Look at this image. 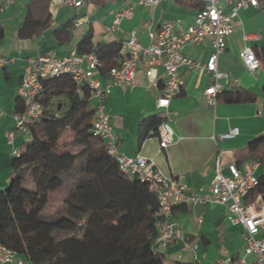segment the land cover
<instances>
[{
    "label": "crops",
    "instance_id": "crops-1",
    "mask_svg": "<svg viewBox=\"0 0 264 264\" xmlns=\"http://www.w3.org/2000/svg\"><path fill=\"white\" fill-rule=\"evenodd\" d=\"M11 1L0 11V25L4 29L0 56L8 60L0 70V188L9 186L14 176V157L10 154L12 144L7 142L4 132L13 128L16 89L26 58L47 53L57 56L77 53V43L89 28L92 29L94 45L122 43L128 39L131 31L136 32L140 42L146 43L148 28L174 19H181L187 24L200 9L188 0H159L152 5L140 4L139 0H86L79 7L51 0L50 25L38 35L20 38L18 29L30 0ZM228 1L231 0H223L226 9L229 7ZM130 5L134 7L132 13L113 26L115 12ZM55 31H58V36ZM244 33L256 35V39L249 42L253 50L264 47L263 9L248 6L239 10L234 31L227 38L226 47L218 58V68L229 74V77L219 80L220 90L248 93L254 95L255 99L238 102L217 99L215 104H208L204 91L213 82L211 76L203 69L180 65L177 71L184 80V86L171 98L169 105L175 142L161 151H158L157 135L152 129H148V134L139 140L143 132L140 126L142 121L159 115L156 98L161 90V70L158 71L157 85H152L141 67L136 86L123 90L115 85L106 100L119 148L127 155L140 153L148 157L165 174L184 184L186 194L209 187L218 156L224 163L234 161L242 168L244 162L251 161L248 141L256 136H264V68L251 72L244 66L239 57ZM182 51L193 60L205 63L211 52L210 40L204 38L197 44H186ZM66 81L60 79L46 83V110L57 116L67 106V93L63 85ZM232 126L238 127L237 136L219 137ZM27 137L15 132L13 145L21 147ZM224 173H227L226 169ZM226 212L225 206L209 202L177 205L173 218L180 237L165 249H154L155 252L159 253L164 264H233L244 252L243 228L231 224ZM184 242L190 243L186 250L182 249ZM251 259L249 256L247 261Z\"/></svg>",
    "mask_w": 264,
    "mask_h": 264
},
{
    "label": "trees",
    "instance_id": "trees-1",
    "mask_svg": "<svg viewBox=\"0 0 264 264\" xmlns=\"http://www.w3.org/2000/svg\"><path fill=\"white\" fill-rule=\"evenodd\" d=\"M50 1H28L18 29L20 38L38 35L50 25ZM188 1L203 6L201 0ZM258 7L264 11V0ZM55 33L58 36V31ZM3 36L0 25V40ZM120 48L121 42L94 45L91 28L76 46L77 53L93 52L97 56L102 75L119 62ZM254 52L264 68V47ZM60 79L67 80L63 84L66 109L59 116L46 110L45 86L42 117L29 127L21 156L13 160L11 183L0 188V243L34 264H164L153 248L158 233L155 195L146 182L124 175L102 140L93 135L89 90L83 88L78 94L70 77ZM217 99L252 101L255 96L220 91ZM20 104L17 97L15 111L20 110ZM161 119L160 115L144 119L139 140L148 129L156 132ZM66 130L72 133L71 144L76 150L59 147ZM247 147L260 172L259 185L246 201L257 194L264 199V136L249 140ZM52 193L62 195L60 206L51 205Z\"/></svg>",
    "mask_w": 264,
    "mask_h": 264
},
{
    "label": "built area",
    "instance_id": "built-area-1",
    "mask_svg": "<svg viewBox=\"0 0 264 264\" xmlns=\"http://www.w3.org/2000/svg\"><path fill=\"white\" fill-rule=\"evenodd\" d=\"M62 3L79 7L86 0H59ZM159 0H139L140 4L152 5ZM203 6L193 16L191 22L185 24L181 19L169 20L157 27L147 29V42L139 41L136 32L131 31L127 40L121 43L119 62L110 67L106 75L98 71L99 60L93 52L68 53L57 56L51 53L38 54L26 58L23 73L16 95L22 108L12 114L13 128L4 135L12 144L10 154L14 158L21 156V147L13 145L14 133L23 136L29 134V127L40 120L43 114L42 99L45 95L46 82L57 80L65 75L72 79L75 92L82 94L83 88L89 90L93 115L91 130L99 137L119 170L126 176L135 177L148 184V188L157 200L155 226L157 236L153 241L154 249H165L166 246L180 237L179 228L173 218L174 208L183 203L205 204L215 203L225 206L226 218L233 225L243 228L244 252L233 264H264V199L257 194L251 201H246L248 194L259 185L257 161H246L240 168L236 162L224 163L221 156L214 162V175L208 188L186 194L185 185L175 177L165 174L148 157L136 153L125 154L117 141V134L111 125V116L106 109V100L113 86L130 90L138 83L137 73L143 67L149 84L157 85L158 71L161 70V90L156 98V107L162 118L157 126L158 151L175 142L174 132L170 124L169 105L171 98L178 94L184 80L178 74V67L186 65L192 69H203L213 82L204 93L208 104H215L216 95L221 90L220 79L229 74L218 68V58L226 47L227 38L233 33L236 18L240 9L258 7L260 0H231L229 7L223 0H201ZM12 3L11 0H0V11ZM133 5L118 9L113 17L112 25L117 26L121 19L130 15ZM210 40L211 52L205 63L193 60L183 53L186 44H197L202 39ZM256 39L254 33L242 35L243 46L239 51L247 70H259L260 63L255 55L251 40ZM8 60L0 56V70ZM102 79H105L103 82ZM239 133L238 127L232 126L219 135L220 138H234ZM224 169L227 173H224ZM201 221L200 218L197 219ZM190 247L183 243V250ZM252 257L247 261L248 257ZM0 264H34L23 256L0 243Z\"/></svg>",
    "mask_w": 264,
    "mask_h": 264
},
{
    "label": "rangeland",
    "instance_id": "rangeland-1",
    "mask_svg": "<svg viewBox=\"0 0 264 264\" xmlns=\"http://www.w3.org/2000/svg\"><path fill=\"white\" fill-rule=\"evenodd\" d=\"M92 103V101H91ZM72 140V133L70 131H64L61 135V138L59 140V147L61 148H68V149H75V147H73V145L71 144ZM259 173V172H258ZM257 173V174H258ZM61 194L60 193H52L50 196V203L51 205H53L54 207H58L61 204Z\"/></svg>",
    "mask_w": 264,
    "mask_h": 264
}]
</instances>
